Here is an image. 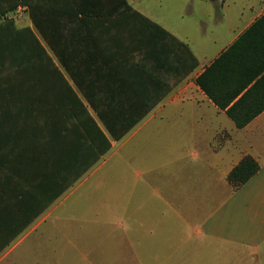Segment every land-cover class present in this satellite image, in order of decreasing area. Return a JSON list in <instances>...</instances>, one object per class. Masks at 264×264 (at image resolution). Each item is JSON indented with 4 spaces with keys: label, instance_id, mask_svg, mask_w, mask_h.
Returning a JSON list of instances; mask_svg holds the SVG:
<instances>
[{
    "label": "crops",
    "instance_id": "0c3cea01",
    "mask_svg": "<svg viewBox=\"0 0 264 264\" xmlns=\"http://www.w3.org/2000/svg\"><path fill=\"white\" fill-rule=\"evenodd\" d=\"M126 1L185 44L197 65L189 70L194 61L175 41L133 40L117 73L133 81L131 90L113 100L102 74L88 89L92 106L54 55L77 100L58 76H36L51 83L40 91L51 105H0V264L88 259L87 228L100 209L89 213L75 195L91 193L96 177L100 185L114 178V208L100 204L121 224L129 217L131 236L120 241H131L133 264L170 258L189 238L264 252V110L243 128L228 114L264 103V22L243 38L264 17V0H182L170 11L163 6L172 0ZM214 61L215 100L197 84ZM62 96L68 104H59ZM98 112L126 115L129 131L113 139ZM246 156L259 171L234 191L229 174Z\"/></svg>",
    "mask_w": 264,
    "mask_h": 264
},
{
    "label": "trees",
    "instance_id": "16d2710c",
    "mask_svg": "<svg viewBox=\"0 0 264 264\" xmlns=\"http://www.w3.org/2000/svg\"><path fill=\"white\" fill-rule=\"evenodd\" d=\"M20 5L28 7L34 31L18 29L12 21L0 23V105L35 107L40 102L51 105L50 97L40 94L41 90H50L51 83L37 80L36 76H44V79L58 76L59 84L64 85L59 88L68 91L70 97L77 100L41 39L52 50L64 71L84 91L92 106L94 101L88 89L99 85L93 79L102 74L111 77L104 85L110 95L108 97L113 100L114 92L122 94L131 90L133 81L121 80L117 78V73L121 71L120 61L131 58L133 40L162 47L169 41H175L194 61L189 70L197 65L185 44L136 11L126 0H0V17L15 11ZM263 22L264 17L243 38L253 34ZM197 84L215 100V61L197 79ZM59 100V104H68L69 99L62 96ZM263 110L264 103L248 115L242 116L234 110L228 114L238 128H243ZM98 116L115 140L129 131V125L121 127L127 119L124 114L98 112ZM92 123L95 125L94 121ZM110 146L108 141V149ZM259 168L253 157L243 158L228 177L233 190L246 184Z\"/></svg>",
    "mask_w": 264,
    "mask_h": 264
},
{
    "label": "rangeland",
    "instance_id": "374dc122",
    "mask_svg": "<svg viewBox=\"0 0 264 264\" xmlns=\"http://www.w3.org/2000/svg\"><path fill=\"white\" fill-rule=\"evenodd\" d=\"M181 1L182 0H172L169 3H165L163 8L169 11L178 10L180 9ZM19 7H22V9L19 10ZM19 7L15 11L0 17V23L5 24L6 22L12 21L14 26L18 29L29 28L34 31V25L30 18L28 7L23 5ZM41 41L48 55L57 61L46 42L42 39ZM61 69L64 71L62 67ZM114 162L115 160L109 161V171H113L110 167L113 166L114 168ZM97 179L98 177L93 178L91 183L88 184L92 186L91 193L85 195L81 190L75 195V197L83 196L81 199L83 200L85 209H87L89 213H91L89 210L91 206L99 207L100 209V214L98 216L91 213V220H93L94 223L87 228L88 233L92 235L90 244L93 254L88 257V259L75 258L71 260L75 261L74 264H133L131 258V241H120L126 236H131L129 217L125 216L121 224V221H116L111 217V209L105 210L106 208L104 207L105 205H108V208H114L115 206L116 194L114 178L105 179L103 185H100ZM102 201H107V204L103 207L100 204ZM107 218H109L107 225H103L102 223H106ZM195 239L196 238H189L188 244L181 248L172 246L169 250L170 256L168 257L170 258L140 259L141 264H264V252L251 254L247 251H242L238 248L219 243H215V248H213L210 243L203 242L199 244ZM100 244H102V247H100ZM100 249H102L103 253L106 251V254L104 255L102 253L100 255ZM120 252H124L125 255L119 254ZM118 255L122 257H117Z\"/></svg>",
    "mask_w": 264,
    "mask_h": 264
},
{
    "label": "built area",
    "instance_id": "2783aa9c",
    "mask_svg": "<svg viewBox=\"0 0 264 264\" xmlns=\"http://www.w3.org/2000/svg\"><path fill=\"white\" fill-rule=\"evenodd\" d=\"M22 9V7H19V10H21Z\"/></svg>",
    "mask_w": 264,
    "mask_h": 264
},
{
    "label": "water",
    "instance_id": "95a60500",
    "mask_svg": "<svg viewBox=\"0 0 264 264\" xmlns=\"http://www.w3.org/2000/svg\"><path fill=\"white\" fill-rule=\"evenodd\" d=\"M210 1H216V0H210Z\"/></svg>",
    "mask_w": 264,
    "mask_h": 264
}]
</instances>
